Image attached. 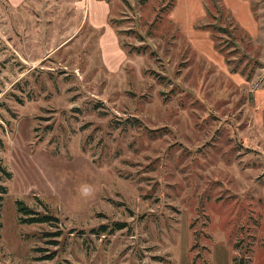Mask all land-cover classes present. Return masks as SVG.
<instances>
[{
    "label": "rangeland",
    "instance_id": "rangeland-1",
    "mask_svg": "<svg viewBox=\"0 0 264 264\" xmlns=\"http://www.w3.org/2000/svg\"><path fill=\"white\" fill-rule=\"evenodd\" d=\"M106 1L114 73L75 0H0V264H264V0Z\"/></svg>",
    "mask_w": 264,
    "mask_h": 264
},
{
    "label": "crops",
    "instance_id": "crops-1",
    "mask_svg": "<svg viewBox=\"0 0 264 264\" xmlns=\"http://www.w3.org/2000/svg\"><path fill=\"white\" fill-rule=\"evenodd\" d=\"M25 1L7 0L11 6H20ZM73 9L80 17L78 32L82 27L97 31L96 45L101 61L110 73L118 71L125 55L118 47L115 30L108 23L111 14L109 3L106 0H75Z\"/></svg>",
    "mask_w": 264,
    "mask_h": 264
},
{
    "label": "trees",
    "instance_id": "trees-1",
    "mask_svg": "<svg viewBox=\"0 0 264 264\" xmlns=\"http://www.w3.org/2000/svg\"><path fill=\"white\" fill-rule=\"evenodd\" d=\"M212 1V0H210ZM207 14L210 16V12L207 10ZM230 25V24H229ZM201 29H205L211 32L212 36L214 37L216 33H224L227 36H231V32L228 31L226 28L224 27H220V26H215L212 24H208V25H203L202 27H200ZM237 29L236 27L234 28V30ZM215 48H218L215 46ZM220 53H222V50H218ZM230 59H226V63L227 65L231 66L234 65V67H231L230 71L232 73H236L238 71V66L236 64L239 63L240 59H238L237 62H233V64L230 65ZM232 62V61H231ZM235 63V64H234ZM241 75H245L244 74V69L239 71ZM245 80L248 81L250 80L249 74L245 75ZM2 172H5L4 170H1ZM9 176V174H7ZM6 194V189L5 187L0 185V211L2 208V201H3V196ZM17 212L19 215L22 216H29L27 218H22L19 217L18 220L21 223H25V224H45L50 222L52 219L50 216L47 215H38V214H34L32 213L31 210H29L26 206H24L22 204V202L17 201ZM0 228H1V223H0ZM250 250V249H249ZM247 252L248 251L247 249ZM251 259L249 256H240V255H234V257L231 260V264H251ZM194 262V261H193Z\"/></svg>",
    "mask_w": 264,
    "mask_h": 264
}]
</instances>
